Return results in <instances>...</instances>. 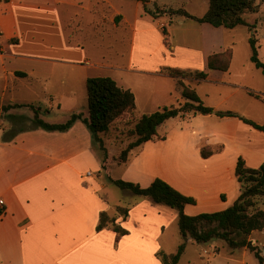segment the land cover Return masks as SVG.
<instances>
[{"label": "crops", "instance_id": "crops-1", "mask_svg": "<svg viewBox=\"0 0 264 264\" xmlns=\"http://www.w3.org/2000/svg\"><path fill=\"white\" fill-rule=\"evenodd\" d=\"M121 2L122 8H116L111 0H0L1 98L12 93L8 102L0 99V109L30 104L44 119L42 108L15 97L17 89L33 91L30 84L43 80L49 111L58 107L62 116H68L65 121L73 113L82 116L64 131L32 125L6 132L0 115V264H162L157 253L175 252L184 241L186 248L178 264L191 250L201 260L213 258L209 264H249L245 256L250 250L240 248L242 260L231 257L232 252L223 257L220 254L225 246L214 240L197 244L187 237L172 242L175 251L166 249L162 238L167 216L175 219V213L172 207L154 203L146 196H140L129 208L126 218L118 217L117 223L128 230L127 234L120 236L110 227L97 230L100 213H111L117 205H111L107 195L100 192L106 188L99 181L104 172V152L84 121L89 112L86 116L78 110L75 100L76 90L88 77L110 76L119 86L133 91L139 116L185 101L177 80L163 72L165 67L208 71L201 82L183 81L195 88L201 100L207 92L217 95L218 104L213 105L216 110L238 113L240 104H223L242 90L244 103H251L253 97L246 86L232 84L233 80L222 73L215 75L227 71L208 69V56L226 48V27L200 23L170 11L159 10L155 16L144 10L141 0ZM153 4L146 2L153 11L157 7L172 8ZM124 6H131L132 11ZM66 7L85 8L92 13L89 43L98 50L97 56H91L84 45L87 41L82 36L81 15L66 21L62 13ZM99 8L107 9V13L99 14ZM163 17L167 20L160 21ZM208 80H212V86L203 89ZM52 82L56 85L48 86ZM25 107L31 108L23 105L7 110L10 117H23L33 124L35 112L31 108L32 116L20 110ZM238 125L236 117L185 113L158 127V136L164 139L155 138L135 147L126 162L112 167H121L120 178L142 187L161 178L194 197L196 203L184 207L188 215L220 211L231 206L240 194L235 174L238 157L254 168L264 163V149L236 144L234 128ZM219 143L224 144L222 151L202 157L203 144Z\"/></svg>", "mask_w": 264, "mask_h": 264}, {"label": "trees", "instance_id": "trees-1", "mask_svg": "<svg viewBox=\"0 0 264 264\" xmlns=\"http://www.w3.org/2000/svg\"><path fill=\"white\" fill-rule=\"evenodd\" d=\"M146 12L156 16L157 11L150 10L146 2L141 0ZM258 0H209L208 8L202 16L191 14L184 8L171 10L172 14L182 15L197 22H207L214 26L234 28L238 25L249 26L245 14L258 11ZM251 47L250 60L256 68L264 74V62L259 56L257 39L252 35L249 37ZM233 59V49L226 48L222 52L213 53L208 56V69L228 71ZM163 72L175 78L184 102L164 106L154 112L144 113L132 122L128 129V135L135 137L118 154L109 153L106 150L100 133H106L110 127L117 122H126L130 125V118L136 112V98L128 88L118 85L115 79L110 76H91L86 80L87 101L89 116L84 121L89 126L93 138L98 142L104 152L102 169L107 178L117 187L128 190L135 195L149 197L153 202L166 204L178 211V226L182 236L191 238L197 244H203L215 239L224 241L231 249L247 248L254 253L260 264H264L262 251L257 244L253 243L251 235L253 232L264 229V209L257 206L259 198H264V163L259 167H250L246 160L239 156L236 163L235 174L240 183V194L236 201L226 209L215 212H203L196 215H188L184 211L187 204H195L196 199L187 196L172 187L161 178H156L149 186L142 187L139 183L113 178L110 170L113 164L126 162L132 149L155 138L164 139L158 136V127L166 120L182 116L185 113L216 114L219 117H236L239 120L250 124L257 130L264 131L261 125L249 118H246L231 110H216L206 105L198 96L194 87L186 85L184 79L193 82H201L208 76V71L198 69H183L179 67H165ZM249 94L264 103V95L252 90ZM29 105L35 112L33 125L46 130L64 131L68 129L77 119L82 118L81 114L73 113L62 123H50L39 116L38 110L30 104H14L3 106V110L9 107H20ZM6 137V136H5ZM4 137V138H5ZM224 144L216 145L203 144L200 152L202 157L207 158L214 153L222 151ZM224 198V195H222ZM129 208L117 205L115 213L102 211L99 215L97 230L106 227L112 228L118 235L123 236L128 230L123 228L117 219L119 216L126 218ZM186 248V241L182 242L175 252L167 253L163 250L157 253L162 264H178Z\"/></svg>", "mask_w": 264, "mask_h": 264}, {"label": "rangeland", "instance_id": "rangeland-1", "mask_svg": "<svg viewBox=\"0 0 264 264\" xmlns=\"http://www.w3.org/2000/svg\"><path fill=\"white\" fill-rule=\"evenodd\" d=\"M111 2L114 4L116 8H122L121 0H111ZM150 2L152 7H154L153 4L154 2H157V4L162 7L172 6V8L157 7L158 10L161 11V13H163L164 11L172 12L171 10L177 8H184L188 12L196 16H202L207 10L209 4V0H150ZM258 4H259L258 11L248 12L245 14L246 19L249 21V26L239 25L235 28L225 29L226 30L225 34H223L225 47L226 48L231 47L233 49V59L229 71L217 72L215 75H220L222 73L224 74V76L233 80L232 84H242L246 86L248 89L257 93H262L264 95L263 93L264 74L260 69L256 68L255 65L250 60L251 47L248 40V37H251L252 35L257 39L259 46V56L261 60L264 62V0H258ZM124 7L127 11H132L131 6H124ZM157 8L155 9L157 10ZM99 10L101 11L99 12V14L103 12L107 13L106 11L107 9L99 8ZM62 13L66 21H68L69 18L71 19L75 15H79V14L81 15V27L84 34L85 35L87 34V37L85 35H82L83 38H85L87 41V43H85L84 45H86L89 48V53L91 54V56H97L99 54L98 50H96L93 47L91 42L89 43V41L91 40L90 34L93 31L92 13L88 12V10L85 8L81 9L77 7H66L62 10ZM184 19L188 23L196 24V22L190 19H186V18ZM166 20L167 17H163L160 19V21H166ZM15 66L17 67L16 63ZM37 69L43 70L39 66H37ZM53 71L55 76L59 75L58 70L54 69ZM2 74L0 72V75ZM211 81L212 80H208L207 83H204L202 88L210 89V87L212 86ZM191 82L193 81L191 80ZM54 83L55 82L49 83L48 86L56 85ZM3 84H4L3 80H0V99L1 100L6 99V101L8 102L12 93L8 92L7 96L1 98ZM30 86L33 88V91H29L26 88L17 89L15 93L16 99L18 101H24L25 103H33L35 105H38L40 108H42L41 110L42 117L46 119V121H50V122L65 121V119L68 116L66 115L62 116L63 112L59 111L58 107H55L53 111L52 110L49 111L47 109V106H49V96L44 92V87H45L44 81L36 80L33 82V84H30ZM222 87H224L223 84ZM241 92L242 94H238L236 95L235 98L233 97L227 100L223 104V106L230 107L240 104V106H238L239 109L238 110L239 112L237 111L238 113L261 125H264V103L252 97L251 103L246 104L243 101L244 99L243 94H245V90H242ZM204 97L205 100L204 99L202 100L206 105H210L214 107L213 105L218 104L217 95L212 94L211 92L208 94L207 92V95H205ZM75 100L77 101L78 110L83 111L86 115L88 113L86 84L82 85L81 89L79 88L76 90ZM31 108L25 107L20 110L22 111L25 110L27 114H31L33 116ZM220 109L226 110L224 108H220ZM9 112H10L9 110L4 111L0 109V115L2 117L1 124L2 127L6 129V132L15 131L20 127L29 128L33 125L31 124L30 121L24 120L23 117H17V116L10 117ZM137 117H139L138 111H136L132 116V118L129 119L130 125L124 122H117L113 127H111V129H109L108 132H106V135L100 133L108 151L118 154L123 148H125L131 141L135 139V137L129 136L127 132L130 126L132 125V122H134L137 119ZM234 131H235L236 144H239V146H253L260 149H264V135H263L264 131H262V133H257L260 132V130L255 129L250 124L245 123L241 120H240V125L234 128ZM233 149L234 150L238 149V146ZM121 170H122L121 167L113 166L111 167L109 173L113 178H120L122 175ZM100 175L101 177L99 181L104 182L106 185V188L101 190L100 192L102 195H107V198L111 205L113 206L121 205L131 208V206H134L136 204V201H138L139 198H142L139 195H135L128 190L121 189L116 185H114L112 182H110L107 179L105 172L102 171ZM143 198L146 197L143 196ZM164 206L167 205L164 204ZM257 206L264 209V198L258 199ZM171 210L172 212L175 213L176 218L173 219V217L167 216L168 226L165 230V235L162 238V245L163 247H166V249L170 248L172 249V251H175V248H173L172 246V242L174 240L182 242L186 239L184 236H181L179 233L177 209L172 208ZM113 213H115V210L111 212V214ZM251 238L253 240V243L257 244L258 249L262 251L261 253L264 256V229L253 232ZM214 241L218 243H222L223 246H225L226 248V249H222L220 254L221 256L227 257L229 255H232L229 253L232 252L233 256L231 257H234L238 260L244 259L242 249H231L224 241L219 239H215ZM193 252L195 251L191 250L189 253L187 252L186 257L181 264H209L210 262H214L213 258H204L203 260H201L200 258H197V254ZM245 257L249 264H259L258 260L256 259V257L252 252L249 251ZM221 263L227 264L225 261H222Z\"/></svg>", "mask_w": 264, "mask_h": 264}, {"label": "built area", "instance_id": "built-area-1", "mask_svg": "<svg viewBox=\"0 0 264 264\" xmlns=\"http://www.w3.org/2000/svg\"><path fill=\"white\" fill-rule=\"evenodd\" d=\"M3 203V200H0V204H2Z\"/></svg>", "mask_w": 264, "mask_h": 264}, {"label": "water", "instance_id": "water-1", "mask_svg": "<svg viewBox=\"0 0 264 264\" xmlns=\"http://www.w3.org/2000/svg\"><path fill=\"white\" fill-rule=\"evenodd\" d=\"M185 237V239H187V237L186 236H184Z\"/></svg>", "mask_w": 264, "mask_h": 264}]
</instances>
